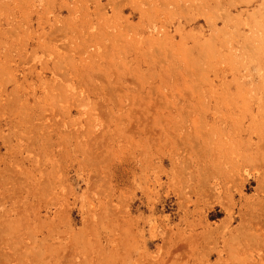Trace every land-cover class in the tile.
I'll use <instances>...</instances> for the list:
<instances>
[{"label": "rangeland", "instance_id": "1", "mask_svg": "<svg viewBox=\"0 0 264 264\" xmlns=\"http://www.w3.org/2000/svg\"><path fill=\"white\" fill-rule=\"evenodd\" d=\"M129 1L0 0V264H264V0Z\"/></svg>", "mask_w": 264, "mask_h": 264}, {"label": "bare ground", "instance_id": "2", "mask_svg": "<svg viewBox=\"0 0 264 264\" xmlns=\"http://www.w3.org/2000/svg\"><path fill=\"white\" fill-rule=\"evenodd\" d=\"M127 1H129V0H126V3L124 2V0L123 1H121V0H108V6L113 10V13H119L121 10H123L125 7H127L128 5H129V3H130V1H129V3H127ZM133 1V0H132ZM132 1H131V3H132ZM140 1V0H139ZM139 1H138V3H139ZM161 1V0H160ZM158 2V1H157ZM161 2H163V1H161ZM135 3V5H136V2H134ZM134 3H133V5L131 6L132 7V10L133 11H135L136 10V8H135V6H134ZM190 3V2H189ZM220 3L221 4H223L224 5V1L222 0V1H220ZM164 4V3H163ZM199 4V3H198ZM201 4V3H200ZM139 6L141 5V4H138ZM164 5H166V4H164ZM163 5V6H164ZM171 5V4H170ZM197 5V4H196ZM204 6H203V8H205V9H207V14H205V13H202L203 11V8H201V10H199V12H201L202 14H201V17H203L204 18V20H205V24H206V26L207 27H210V25L213 23V22H215V21H217V17L214 15V13H213V11H212V9H211V7H210V4L207 2V3H204L203 4ZM130 6H128V7H130ZM145 6V5H144ZM158 6V5H157ZM176 6V5H175ZM200 6V5H199ZM138 7V6H137ZM152 7V6H151ZM170 7V6H169ZM172 7V6H171ZM196 7V6H195ZM140 8V7H139ZM142 8V7H141ZM153 8V7H152ZM154 8H155V6H154ZM165 8V7H164ZM166 8H168V7H166ZM143 9H145V8H143ZM147 9H149V7H147ZM147 9H146V11H147ZM169 9V8H168ZM180 9V8H179ZM150 10V9H149ZM183 10V9H182ZM176 11V8H175V10H173V12H175ZM183 12H185V11H183ZM184 14V13H183ZM179 15V14H178ZM178 15H177V17H178ZM208 15V16H207ZM174 17H175V15H174ZM152 17H150V19H151ZM172 18V17H171ZM185 18V17H184ZM186 18H187V16H186ZM182 19V18H181ZM210 19V20H209ZM155 21V20H154ZM171 21V20H170ZM151 22V21H150ZM173 22V21H172ZM180 22V21H179ZM112 23H113V21H112ZM154 23V22H153ZM171 23V22H170ZM151 24V23H150ZM178 26H180V25H178ZM162 34H163V32H162ZM161 34V36H163ZM257 34L259 35V37H260V41L262 42V43H264V32H260V29L257 31ZM239 37V33H238V31H236V32H233V35H232V37L231 38H228V37H224L223 38V44H224V46L225 47H227V48H230V47H233V45H234V41L235 42H238V40H237V38ZM162 39V38H161ZM160 39V40H161ZM159 40V41H160ZM168 40H170V38L168 39ZM162 41V40H161ZM162 42H164V41H162ZM161 43V42H160ZM239 43V42H238ZM164 44V43H163ZM162 44V45H163ZM160 45V44H159ZM57 47V46H56ZM203 47H207V46H203ZM238 47H239V49L244 53V54H251V52H252V47L251 46H249V47H246L245 45H241V46H239L238 45ZM211 49V48H210ZM210 49H206L205 50V52H204V54L206 55V56H208V55H210L211 54V50ZM8 60V59H7ZM6 60V61H7ZM5 61V62H6ZM55 61V60H54ZM67 62H69L68 60H67ZM8 63V62H7ZM55 63V62H54ZM68 64V63H67ZM70 65V64H69ZM62 66V63L60 64V67ZM242 66H244V65H242ZM54 67V66H53ZM58 67V66H57ZM56 67V68H57ZM67 67V66H66ZM65 67V68H66ZM45 68V67H44ZM64 68V67H63ZM42 70H44V69H42ZM66 71H67V69H66ZM75 71V70H74ZM263 70L261 69L260 70V72H259V74H260V76H261V78L262 77H264V73L262 72ZM73 72V71H72ZM11 73V72H10ZM80 73V75H81V72H79ZM79 76V75H78ZM64 78V77H63ZM70 78H72V77H70ZM10 79H12V78H10ZM82 79V78H81ZM8 81H10V80H8ZM263 81H264V79H263ZM4 82V81H3ZM69 82V81H68ZM1 83V82H0ZM67 83V82H66ZM7 84H8V82H7ZM63 86V85H62ZM59 87V86H58ZM57 87V88H58ZM72 88V87H71ZM263 89H264V87L261 89L262 91H263ZM261 91V92H262ZM259 92V91H258ZM260 92V93H261ZM259 93V94H260ZM255 94V93H254ZM261 94H264V93H261ZM257 97H258V95H256ZM264 96V95H263ZM262 96V97H263ZM260 97H261V95H259V98H258V101L261 103V101L259 100L260 99ZM255 99V98H254ZM257 99V98H256ZM263 103V102H262ZM262 103H261V105H262ZM259 104V103H258ZM259 106V105H258ZM262 109H264V108H262ZM262 109L260 110V111H262ZM263 112V111H262ZM260 113V112H259ZM258 113V114H259ZM260 115V114H259ZM261 117V116H260ZM261 118H263V117H261ZM264 119V118H263ZM264 121V120H263ZM263 125V124H262ZM250 128V127H249ZM260 129H262V128H260ZM260 132V131H259ZM257 133V132H256ZM255 134V133H254ZM259 134H261V133H259ZM256 135V134H255ZM262 136V135H261ZM264 137V136H263ZM258 138H259V135H258ZM49 139V138H48ZM260 140V139H259ZM264 141V140H263ZM260 142H261V140H260ZM264 145V144H263ZM263 145H262V147H263ZM264 148V147H263ZM260 154V153H259ZM256 159V158H255ZM260 161V160H259ZM263 187V186H262ZM255 207H256V205H255ZM251 212H252V210H251ZM263 212V211H262ZM250 214V213H249ZM256 217H254V219H255ZM252 223H254V222H252ZM256 223V222H255ZM258 224V223H257ZM250 225V224H249ZM252 226H254V225H252ZM251 227V226H250ZM260 227V226H259ZM252 228V230H254L253 228L254 227H251ZM258 231V230H257ZM262 231V230H261ZM259 232V231H258ZM264 232V231H263ZM262 234V233H261ZM259 236V235H258ZM263 239V238H262ZM262 243V242H261ZM253 246V245H252ZM260 248V247H259ZM251 249H254V248H251ZM256 249V248H255ZM254 249V250H255ZM261 249H262V247H261ZM254 250H253V252H254ZM257 250V249H256ZM263 251V250H262ZM256 252V251H255ZM258 256L259 255H261L262 257H263V255H262V252L260 251V254L258 253L257 254ZM256 255V256H257ZM259 258H261V257H259ZM263 259H261V261H262Z\"/></svg>", "mask_w": 264, "mask_h": 264}]
</instances>
